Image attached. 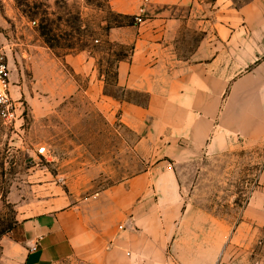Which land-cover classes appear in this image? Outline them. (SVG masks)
Here are the masks:
<instances>
[{
    "label": "rangeland",
    "instance_id": "374dc122",
    "mask_svg": "<svg viewBox=\"0 0 264 264\" xmlns=\"http://www.w3.org/2000/svg\"><path fill=\"white\" fill-rule=\"evenodd\" d=\"M114 1L0 0V54L18 104L14 123L0 119V242L22 218L47 211L51 198L62 197L60 206L95 199L150 166H168L188 206L210 214L217 263L264 264V106H256L259 85L249 79L264 59V0L249 13L242 8L256 0H192L182 5L197 9L192 17L165 5L164 18L182 20L159 50V90L201 89V79L189 83L181 72L210 59L207 143L194 149L176 134L168 157L154 116L142 133L122 121L119 103L146 107L148 93L117 83L118 59L130 60L138 44L145 49L138 42L150 23L157 28L164 3L139 0L130 15ZM81 52L91 73L65 60ZM172 70L179 74L171 79ZM73 263L80 264H61Z\"/></svg>",
    "mask_w": 264,
    "mask_h": 264
},
{
    "label": "crops",
    "instance_id": "0c3cea01",
    "mask_svg": "<svg viewBox=\"0 0 264 264\" xmlns=\"http://www.w3.org/2000/svg\"><path fill=\"white\" fill-rule=\"evenodd\" d=\"M160 2L164 3V8L160 9L159 18L153 19L157 28L150 23L149 32L138 42L145 43V49L138 44L130 60L118 63L117 83L148 93L146 107L128 101L119 103L123 110L122 121L128 128L142 133L146 118L154 116L152 126L163 128L156 132L166 135L164 155L168 157L172 149L169 143L174 142L172 138L176 134L182 138L188 136L194 149H201L207 143L210 59L201 65L185 67L181 72L182 78L189 83L201 79V89L186 85V90L176 93L172 83L166 92L159 90L157 80L165 61L163 50H159L170 46L168 37L182 20L180 17L164 18L169 9L165 5L180 6L178 10L184 14L190 11L191 17L197 10L191 5L182 6L191 4L192 0ZM256 5L257 0L244 6L242 11L257 10ZM138 7L139 0L114 1V9L122 13L137 14ZM146 9L149 11L152 7ZM65 60L91 73L88 53L67 54ZM170 73L171 79L179 74L173 70ZM253 73L249 79L254 77L256 86L259 85L256 95H260L255 104L264 106V59ZM142 141L149 142L145 137ZM61 198L49 199L47 211L22 218L2 237L0 264H61L67 261L80 264H218L214 244L210 241V214L198 213L188 206L182 196V186L168 166H150L95 199L79 203L69 201L60 206ZM100 198L105 201L101 206ZM34 246L36 249H32Z\"/></svg>",
    "mask_w": 264,
    "mask_h": 264
},
{
    "label": "built area",
    "instance_id": "2783aa9c",
    "mask_svg": "<svg viewBox=\"0 0 264 264\" xmlns=\"http://www.w3.org/2000/svg\"><path fill=\"white\" fill-rule=\"evenodd\" d=\"M144 11V9H142ZM18 118V104L10 93V74L6 58L0 54V119L12 124ZM44 151V149H43ZM32 249H36L34 246Z\"/></svg>",
    "mask_w": 264,
    "mask_h": 264
},
{
    "label": "trees",
    "instance_id": "16d2710c",
    "mask_svg": "<svg viewBox=\"0 0 264 264\" xmlns=\"http://www.w3.org/2000/svg\"><path fill=\"white\" fill-rule=\"evenodd\" d=\"M18 1V0H17ZM121 16H124V17H131V16H129V15H123V14H120ZM132 18V17H131ZM42 35H47L46 34V32H45V30H42ZM123 60H125V57H120L119 59H118V61L120 62V61H123ZM14 226H12L11 228H9L7 231H9L10 229H12Z\"/></svg>",
    "mask_w": 264,
    "mask_h": 264
}]
</instances>
